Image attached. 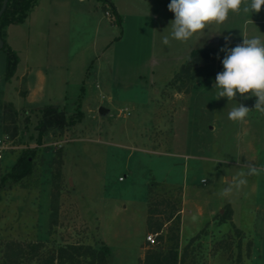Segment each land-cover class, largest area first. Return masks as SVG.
Wrapping results in <instances>:
<instances>
[{
    "label": "rangeland",
    "instance_id": "obj_1",
    "mask_svg": "<svg viewBox=\"0 0 264 264\" xmlns=\"http://www.w3.org/2000/svg\"><path fill=\"white\" fill-rule=\"evenodd\" d=\"M110 1L113 25L97 0L38 1L9 29L18 57L9 81L0 50V140L6 128L12 145L0 151V264L28 243H102L109 264H142L159 246L145 241L156 237L145 228L147 208L162 200L178 209L184 264H264V172L223 192L250 164L264 167V113L254 96L216 99L213 88L226 36L229 48L264 39V6L165 45L171 0ZM204 48L214 61L195 68V81L172 83L190 51ZM237 103L250 109L246 123L228 118ZM49 105L82 118L37 144L39 110ZM24 149L37 151L32 173L6 179Z\"/></svg>",
    "mask_w": 264,
    "mask_h": 264
},
{
    "label": "trees",
    "instance_id": "obj_2",
    "mask_svg": "<svg viewBox=\"0 0 264 264\" xmlns=\"http://www.w3.org/2000/svg\"><path fill=\"white\" fill-rule=\"evenodd\" d=\"M102 3V11L109 13L110 22L113 25L118 23L116 13L110 0H97ZM2 0H0L1 4ZM38 0H8L5 10L0 16V39L3 42L1 50L6 57L5 63V80L9 81L14 75L18 57L4 41V30L9 25H17L23 22L30 11L35 7ZM113 16L116 17L114 20ZM214 49H194L180 70L173 76L172 83L177 80L186 79L189 82L195 81L192 75L196 67L202 63L210 64L214 61ZM198 70V69H197ZM206 72L203 80L214 74L212 69ZM199 72V71H198ZM6 112L13 117L16 111L11 104L4 105ZM39 118L34 127L36 131V143L41 144L46 135L61 132L63 129L74 125V122L80 121L82 116L77 114L76 117H67L65 113L53 106H45L39 110ZM27 121V119H25ZM25 121V123H27ZM3 135L11 139L6 128H2ZM14 134V133H13ZM59 153V150H58ZM36 149H24L18 156L10 172L5 176L6 179L16 182L32 173L33 158L36 156ZM1 188V185H0ZM163 214V215H162ZM160 216H162L160 218ZM165 223H169L166 233L162 234V228ZM179 213L175 205H169L162 200L147 208V217L145 228L148 232L156 234L153 244L158 243L154 249L147 251L143 257L142 264H184L185 254L178 253L179 245ZM157 241V242H156ZM147 243V242H146ZM151 244V245H153ZM5 259L1 264H27L34 261L36 264H109L108 248L104 244L83 245V244H66L55 248L45 250L41 243H28L25 245L15 244L8 249Z\"/></svg>",
    "mask_w": 264,
    "mask_h": 264
},
{
    "label": "clouds",
    "instance_id": "obj_3",
    "mask_svg": "<svg viewBox=\"0 0 264 264\" xmlns=\"http://www.w3.org/2000/svg\"><path fill=\"white\" fill-rule=\"evenodd\" d=\"M264 0H171L168 10L174 13V20L169 24L170 33L162 37V43H170L169 36L177 41L186 42L194 35L203 32L210 25L223 24L229 13L250 12L259 13ZM231 36L225 37V46L220 51L225 53L222 60L223 71L218 73L213 84L216 89V99L226 97L228 101L235 100L237 93L243 99L256 97L255 109L264 113V39L260 36L244 38L242 43L233 48L227 45ZM250 109L243 104L234 105L228 112V118L233 122L246 123ZM264 167L249 165L246 172H241V178L228 181L229 187L224 194L247 184L243 177L259 175Z\"/></svg>",
    "mask_w": 264,
    "mask_h": 264
},
{
    "label": "built area",
    "instance_id": "obj_4",
    "mask_svg": "<svg viewBox=\"0 0 264 264\" xmlns=\"http://www.w3.org/2000/svg\"><path fill=\"white\" fill-rule=\"evenodd\" d=\"M106 16H109L108 12H105ZM12 149V145H11V140L4 135L3 139L0 140V151H9ZM1 158V156H0ZM203 182V181H202ZM153 235H147L145 237V241L149 244H153L154 238L152 237Z\"/></svg>",
    "mask_w": 264,
    "mask_h": 264
},
{
    "label": "crops",
    "instance_id": "obj_5",
    "mask_svg": "<svg viewBox=\"0 0 264 264\" xmlns=\"http://www.w3.org/2000/svg\"><path fill=\"white\" fill-rule=\"evenodd\" d=\"M38 1H40V0H38ZM112 4V3H111ZM61 6H64L63 4H60ZM60 6V7H61ZM112 7H113V9H114V11H115V13H116V15H117V12H118V10H117V7H115L113 4H112ZM32 12V11H31ZM30 12V13H31ZM62 12V11H61ZM29 16V14L27 15V17ZM26 17V18H27ZM25 18V19H26ZM24 19V20H25ZM23 20V21H24ZM55 21V19L52 17V22H54ZM57 23H59V22H57ZM57 23L56 24H54V25H57ZM18 25V24H17ZM10 27H11V25H9V26H7L6 28H5V30H4V41H5V43H6V39L8 38V32H9V29H10ZM8 46V45H7ZM9 47V46H8ZM10 48V47H9ZM11 49V48H10ZM15 52V51H14ZM16 69V68H15ZM14 75H15V72H14ZM14 75L12 76V78L14 77ZM18 80H22L24 77H25V74H24V72L23 73H20L19 75H17V76H15ZM50 106V105H49ZM45 107V106H44Z\"/></svg>",
    "mask_w": 264,
    "mask_h": 264
},
{
    "label": "water",
    "instance_id": "obj_6",
    "mask_svg": "<svg viewBox=\"0 0 264 264\" xmlns=\"http://www.w3.org/2000/svg\"><path fill=\"white\" fill-rule=\"evenodd\" d=\"M7 1H8V0H2V3H1V5H0V16L2 15L3 11L5 10V7H6V4H7ZM2 46H3V42H2V40L0 39V50H1Z\"/></svg>",
    "mask_w": 264,
    "mask_h": 264
},
{
    "label": "flooded vegetation",
    "instance_id": "obj_7",
    "mask_svg": "<svg viewBox=\"0 0 264 264\" xmlns=\"http://www.w3.org/2000/svg\"><path fill=\"white\" fill-rule=\"evenodd\" d=\"M1 3H2V2H1ZM0 5H1V4H0ZM6 5H7V4H6ZM32 10H33V9H32ZM32 10H31V11H32ZM31 11H30V12H31Z\"/></svg>",
    "mask_w": 264,
    "mask_h": 264
}]
</instances>
